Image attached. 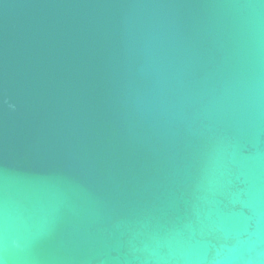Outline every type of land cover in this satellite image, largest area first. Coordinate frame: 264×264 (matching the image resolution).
I'll return each mask as SVG.
<instances>
[{"label": "water", "instance_id": "95a60500", "mask_svg": "<svg viewBox=\"0 0 264 264\" xmlns=\"http://www.w3.org/2000/svg\"><path fill=\"white\" fill-rule=\"evenodd\" d=\"M0 264H264V0H0Z\"/></svg>", "mask_w": 264, "mask_h": 264}]
</instances>
